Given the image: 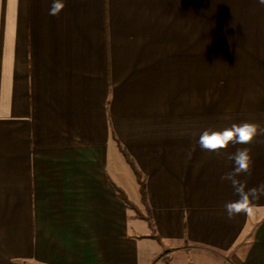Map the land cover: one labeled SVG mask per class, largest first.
I'll return each mask as SVG.
<instances>
[{
	"label": "crops",
	"instance_id": "crops-1",
	"mask_svg": "<svg viewBox=\"0 0 264 264\" xmlns=\"http://www.w3.org/2000/svg\"><path fill=\"white\" fill-rule=\"evenodd\" d=\"M64 2L0 0V264H264V199L227 219L231 163L197 143L264 129V6ZM237 147L264 182V135Z\"/></svg>",
	"mask_w": 264,
	"mask_h": 264
},
{
	"label": "clouds",
	"instance_id": "clouds-1",
	"mask_svg": "<svg viewBox=\"0 0 264 264\" xmlns=\"http://www.w3.org/2000/svg\"><path fill=\"white\" fill-rule=\"evenodd\" d=\"M257 3L264 6V0H257ZM64 7V0H52L48 15L57 16ZM261 135H264V129L253 122L232 123L223 129L205 128L199 133L197 143L202 151L218 155L223 151L224 158L231 163V170L220 177L222 182L230 184L237 197L224 205L225 215L229 220L241 213H252L254 203L264 199V182L249 187L246 180L239 178L251 175L253 158L248 147H237L233 152H228L227 149L230 145H249Z\"/></svg>",
	"mask_w": 264,
	"mask_h": 264
},
{
	"label": "trees",
	"instance_id": "trees-1",
	"mask_svg": "<svg viewBox=\"0 0 264 264\" xmlns=\"http://www.w3.org/2000/svg\"><path fill=\"white\" fill-rule=\"evenodd\" d=\"M123 153L125 154V157L127 158V160H129V162H131V159L129 158V156L127 155V153L125 151H123ZM133 169L136 173L137 176V180L139 182L140 185V192H141V196H142V200L143 202H146V193H145V186H144V179L141 176V173L136 169V167L134 166V164L131 162ZM119 196L127 203L129 204L128 200L126 199L125 195L123 194V192L121 190H119Z\"/></svg>",
	"mask_w": 264,
	"mask_h": 264
},
{
	"label": "rangeland",
	"instance_id": "rangeland-1",
	"mask_svg": "<svg viewBox=\"0 0 264 264\" xmlns=\"http://www.w3.org/2000/svg\"><path fill=\"white\" fill-rule=\"evenodd\" d=\"M166 247V249H170V247H171V245H166L165 246ZM153 254H150V257L152 256ZM167 258V257H166ZM165 262L168 264L169 262H168V260L167 259H165ZM225 264H239V262H238V260L236 259V257H234V256H228L226 259H225V262H224Z\"/></svg>",
	"mask_w": 264,
	"mask_h": 264
}]
</instances>
